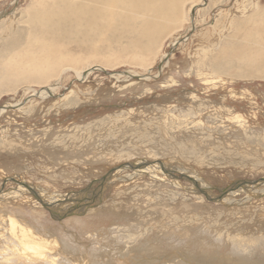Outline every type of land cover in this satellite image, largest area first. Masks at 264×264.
<instances>
[{"label":"rangeland","instance_id":"rangeland-1","mask_svg":"<svg viewBox=\"0 0 264 264\" xmlns=\"http://www.w3.org/2000/svg\"><path fill=\"white\" fill-rule=\"evenodd\" d=\"M36 1L0 0V60L52 32L28 21ZM41 1L42 8L53 5ZM206 2L195 9L196 33L187 35L184 24L164 42L159 69L128 63L120 51L124 38L106 36L96 44L64 22L55 34L65 52L83 69L112 54L105 70L94 67L79 79L81 68L63 66L58 82L51 81L57 83L53 95L44 97L40 84L0 81V109L6 106L0 115V190L13 191L18 176L51 198L61 197L53 199L55 208L88 204L75 208L79 216L53 220L42 204L29 203V210H42L54 224L47 226L52 232L84 244L85 256L132 253L138 260L130 264H212L220 258L224 264H264V191L249 198L241 191L223 202L233 186L259 188L264 182V79L250 75L238 58L241 47L255 49L246 39L249 30L264 29V0ZM178 38L183 44L174 49ZM93 46H100L98 56ZM142 74L148 76L137 77ZM228 107L229 115L222 110ZM145 161L181 175L178 186L161 174L157 180L147 174L124 178L132 174L127 170L108 178L115 169ZM184 173L211 187L208 194ZM86 217L98 220L78 234L70 220Z\"/></svg>","mask_w":264,"mask_h":264},{"label":"bare ground","instance_id":"bare-ground-1","mask_svg":"<svg viewBox=\"0 0 264 264\" xmlns=\"http://www.w3.org/2000/svg\"><path fill=\"white\" fill-rule=\"evenodd\" d=\"M51 2H53V5L51 4L52 7L49 8L50 7L49 6L47 9H45L42 8L43 6L42 1L37 0L34 3L33 9L31 8L32 10L29 12L28 21L35 22V24L37 23L45 27L46 30L50 29L52 32L48 35L45 34L44 36L43 34H40L37 38H33L30 41L29 45L25 46V48H23L22 50L18 48L21 50V51L18 50V52H20V55L19 54L17 55L16 52L14 54L13 52H11V54L10 53L7 54L6 56L2 57V60H0V81L13 80L15 82L26 81L29 83L40 84L43 86L42 87L43 92L41 91L40 97H44L45 95H49V94L53 95L52 92L54 91V89H56L57 83L52 84L51 81L54 80L58 82V76L60 72H62V68H64L63 66L69 69L71 68L73 70H79V68L83 66V64H81L79 60L73 57L74 55L71 56L70 54H68V52H65V50L62 47L65 44L63 45L59 43L61 40L57 39L58 37H56L57 35L59 36V34H55V32L58 33V30L60 28L59 26L61 25V23L64 22L67 23L68 24L67 27L70 28L71 33L79 34L83 32V34L88 39L89 38L94 39L96 41L94 43L96 44L100 43L99 42V40H101L100 38L106 36L109 37L115 35L119 39L124 38L125 42L122 43L123 45L120 51H122L121 53L123 57L127 60V62L131 64L141 65L142 67L146 68L145 69L146 71H151L154 68V65H156V67L159 69L161 67L160 64H162L163 60L166 58V55L162 53V46L164 45V42L167 39H169L171 36L178 34L179 31L182 30L184 24H187L188 27L187 35H190V33L192 32L193 34L196 33L197 23L195 21V11H196L195 9H197L198 7H205V5L207 6L206 0H51ZM229 23L230 24L232 23L231 19ZM246 37L249 44L251 43L250 44L251 47L253 45L254 46L253 48L255 49L246 50V48L241 47L240 50L241 52H239L240 55L239 57L238 56L237 57L241 61L245 62L247 65L250 66V68L252 69V72H249L250 75H255L256 76L255 79H257V77L258 79L259 78L264 79V61H261L262 56L264 54V49L261 48L264 47L263 27L255 26L254 30L251 29L249 30ZM115 42L118 43L117 40ZM180 44H183V41H181L180 38H178L173 43L172 47L174 49L175 48L177 49V47ZM67 45H69V43ZM99 47L93 46L94 49L92 51L96 53V56H98L97 52L100 51ZM228 47L230 48L229 45ZM228 47H226L225 51H227ZM222 52H224V50ZM117 53L118 52H116V54ZM111 55L108 57L106 54L107 59L103 60L104 63L103 61H101L102 63H98V65L96 64L91 65L86 69L81 68L80 69L81 71H76L77 78L83 79L85 76H87V73H89V71L94 67L95 68L97 67L101 70H105L106 69L105 67L109 66L107 64L111 62V58H112ZM96 59L94 61H96ZM125 59H123V61ZM225 59L226 57L224 58V60ZM86 61H89V58ZM238 74L239 72L237 73V75ZM127 75L128 77H132L130 73ZM146 76L148 75L147 74L137 75L138 78L139 77L142 78ZM210 79L212 82L213 80H216L215 78H213V80L212 78ZM203 80H205V78H203ZM211 86L215 87L218 85L211 84ZM5 107L0 109V115L4 113ZM222 110L224 111L226 110L227 115H229V112L232 111L230 107L225 109L223 108ZM236 119H238V117H236ZM129 166H131L132 168ZM124 170L132 172V174L130 175L128 174L129 176L127 177L124 176V178L130 179L131 177L137 176L139 174L140 175L147 174L148 176L151 177L152 180H157V178H159L158 175L161 174V176L164 177L168 182L170 179H172V181H170L169 183H176V185L178 182V178L181 177V175L180 176H177V174L175 175L173 171L169 170L163 165L155 164L153 163V161L152 163L145 161L143 163L136 162L134 164L133 163L128 164L127 167L120 170L119 169L113 170L114 174L109 175L108 177L109 180L112 177H115V175L122 173ZM182 177L185 178L186 180L193 181L197 186H200V184H202V186L204 185L203 181L196 175L184 173ZM110 181L109 183H111ZM12 182L16 184V187L13 191L3 192V190L2 191L0 190V264H128V263L130 264L131 261L138 260L137 256L136 257L134 255L130 256L132 253L126 255L120 253H112V255L109 256L110 253L105 254L98 252L95 253V255H90V257L83 255L82 247H85L83 246L84 244L80 245L81 243L77 242L73 237V235H68L64 232L61 233L52 232L49 229L50 227L47 226H52L54 224L50 222L48 219L43 217L44 216L43 214L45 213L42 212V210L40 209H38V211L34 209L29 210V206H30L29 203H31L32 200H35L38 203L42 204L50 213H52V215L54 214L53 220L54 219L61 220V218L66 216L67 217L70 216L72 217L73 215L79 216L77 215V213L79 212L76 213L75 208L79 207L83 209L82 207L88 204H83V202H81L83 205H80L79 203L74 205L70 203L69 206L68 205L61 206V208L56 207L58 209L55 212L54 210H56V208L53 202L56 201H54L53 199L57 200L61 197L55 196L54 198H51L53 194L48 192H43L42 189L39 190L38 187L28 184L30 182L27 183L25 180H23L18 176H14ZM99 182L101 183V181ZM260 186H262L263 188L262 190L261 189L259 190ZM203 187L200 189V191L199 190L198 191L207 193L211 189V187H209L210 189H205L206 187L204 188ZM257 187L258 186L241 187L238 189L237 186H233L228 191L226 190L228 193L226 192L227 193L226 198L223 200V202L229 201L230 203L231 199L236 197L238 193H240L241 191L247 196V198L251 197L252 194L254 195L255 191L256 193L259 194V191L260 192L264 191V182L259 184V188ZM100 189H102V187ZM103 190L104 189H102V191ZM95 191L97 190L95 189ZM98 192L100 193L99 190ZM71 196L74 195L72 194ZM259 196H261V194ZM75 198L77 199V197ZM244 199H246V197ZM70 200L71 199H69L68 201ZM247 200H245V202ZM51 202L53 204H51ZM48 203L49 205L47 206ZM59 204L60 202L58 203V205ZM100 211H102L100 212L101 214H106V212H109L107 210L104 212L103 209H101ZM94 220H91L88 217L83 219L72 218L70 220V223L73 224V227L75 228V230H77L78 234H81L80 231L86 230V232H88L87 230H89L90 227H93L91 226L92 224L90 223H93ZM56 226L59 225L57 224ZM56 226L54 227L56 228ZM238 242L236 243L237 245ZM245 242H246L245 244H250V239L246 240ZM254 242L255 241H253L252 244ZM93 244H94L93 242H90L91 246H93ZM94 252L96 251L94 250ZM166 258L167 256L164 257V259ZM212 264H224V261H222V259L220 258V259H216V262ZM239 264H245V263H239Z\"/></svg>","mask_w":264,"mask_h":264}]
</instances>
